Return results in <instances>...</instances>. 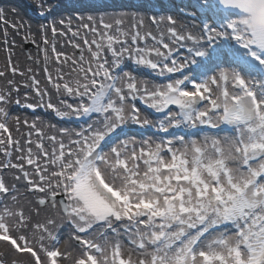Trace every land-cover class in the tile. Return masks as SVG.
Returning <instances> with one entry per match:
<instances>
[{
    "label": "snow or ice",
    "instance_id": "1",
    "mask_svg": "<svg viewBox=\"0 0 264 264\" xmlns=\"http://www.w3.org/2000/svg\"><path fill=\"white\" fill-rule=\"evenodd\" d=\"M253 2L191 0L199 26L151 14L155 32L133 0H28L27 24L0 7V43L24 30L51 86L10 54L0 70V264H264Z\"/></svg>",
    "mask_w": 264,
    "mask_h": 264
},
{
    "label": "rangeland",
    "instance_id": "2",
    "mask_svg": "<svg viewBox=\"0 0 264 264\" xmlns=\"http://www.w3.org/2000/svg\"><path fill=\"white\" fill-rule=\"evenodd\" d=\"M25 1H28V0H6V1L0 0V7L4 9L8 20L10 21L22 20L26 23V22H29L31 19H29L26 15L27 11L25 10L26 9L24 5ZM133 2L143 3L144 10L141 12L139 18L144 19L146 27H154L153 25H151L150 20H149V16L151 14H156L157 16H159L160 14H168L169 12L171 14H178L180 18H183L184 20H187L191 23L197 21V19L201 23V20L199 19L200 17L199 15H197L196 17L184 15L185 9L191 8V0H162V3L159 2V0H133ZM12 9H17L18 10L17 13L14 14ZM69 11H71V3H69ZM2 27L3 26H0V36H3ZM8 30H10V35H11L9 36L10 39L12 38V40L14 39L15 41L16 40L20 41L21 54L23 55L24 60L25 61L32 60L36 62V58H33V56L29 54V52H32V51L34 52V47L31 46L32 43L24 42L23 39L21 38L18 39V36L13 37L12 35H14V33L12 32V29L9 28ZM34 30L35 29H33V31ZM17 35H20V33ZM20 36L23 37V35H20ZM64 39L66 40V38ZM76 54L78 55V52ZM30 56H31V59H29ZM28 82H30L29 79H28ZM25 92H29V91L25 89ZM12 111L25 118L31 117L33 115L31 111L26 110V109L14 108L12 109ZM37 114L41 116L44 115V117L46 118L45 123H47L49 120L52 123H56V118L54 117V115L49 116L47 114L41 113L38 110H37ZM46 130H48L47 133L50 131H54L50 129H46ZM26 131L27 129L22 128V132H26Z\"/></svg>",
    "mask_w": 264,
    "mask_h": 264
},
{
    "label": "bare ground",
    "instance_id": "3",
    "mask_svg": "<svg viewBox=\"0 0 264 264\" xmlns=\"http://www.w3.org/2000/svg\"><path fill=\"white\" fill-rule=\"evenodd\" d=\"M172 15L179 22H182L185 25H188L189 27H191L193 24L198 25V26L200 25V22L198 21V19H197V21L191 23V22H189L187 20H184L183 18H180L178 14H172ZM31 17H32V15H31ZM158 17L159 16H157V18ZM199 19L202 20V19H204V17L200 16ZM26 23H28V22H26ZM150 28L155 32V27H150ZM194 30L198 32L199 28L197 27ZM8 31H9V34H10V30H8ZM24 34H25V31L22 30L20 32V35L24 36ZM20 35L14 34L12 36L13 37L14 36H16V37L18 36V39H20V38L23 39V37H21ZM9 36H11V35H9ZM35 38H36L37 42L39 43L40 39H41L40 36H36ZM49 38L51 39L50 34H49ZM2 40H3V36H0V41H2ZM9 40H10L9 43L11 44L12 38L10 39V37H9ZM58 40H59V42L57 43L58 50L65 51L66 53H69V54H71V53H73L75 51L74 49L71 48L70 45H66L65 44V39L64 38H58ZM15 42H16L15 45L11 47V52L10 53L8 51H6L5 47L2 45V43H0V70H4V68H5V66H6V64L8 62V57H9V54H10L13 64L18 66L21 71L25 72V75L23 77H21L19 75L14 77V79L17 82H19L21 84L28 83L29 76L35 75L36 78L40 80V82H41L40 83V87L42 89L47 87V88H49L51 90V86L47 83L46 75H45V73L43 71L44 65H43V60H42V52L39 51V49L36 47V45L31 44V46L34 47V52L33 51L29 52V54L31 56H33V58H36V62H34L32 60L25 61L23 55L21 54L20 41L16 40ZM184 53H185V51L181 50V55H185L186 54V53L185 54ZM37 61H39V63ZM28 68H32L33 72L32 73H28L27 72ZM53 74H55L54 71H53ZM10 78H12V77H10ZM27 90L29 91V89H27ZM23 93H25V89L23 87H21V94H23ZM21 98H23V97L21 96ZM52 101H53V103H56L57 97L55 95L52 96ZM142 107H143V105H142ZM18 109H23V108L20 107ZM29 111H31V110H29ZM38 111H40L41 113L47 114L49 116L52 115L50 113V111L46 110V109H38ZM41 126L43 127L44 125L42 124ZM46 129H48V128L45 127V132L47 133L48 130H46ZM14 135H18V134L14 133ZM33 139H35V136H33Z\"/></svg>",
    "mask_w": 264,
    "mask_h": 264
},
{
    "label": "clouds",
    "instance_id": "4",
    "mask_svg": "<svg viewBox=\"0 0 264 264\" xmlns=\"http://www.w3.org/2000/svg\"><path fill=\"white\" fill-rule=\"evenodd\" d=\"M243 29L264 33V0H254L251 10L241 18Z\"/></svg>",
    "mask_w": 264,
    "mask_h": 264
}]
</instances>
